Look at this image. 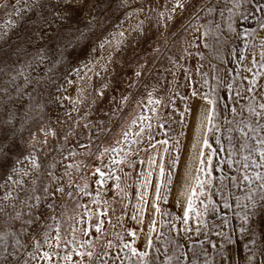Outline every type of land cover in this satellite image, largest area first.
I'll list each match as a JSON object with an SVG mask.
<instances>
[{
    "label": "snow or ice",
    "instance_id": "snow-or-ice-1",
    "mask_svg": "<svg viewBox=\"0 0 264 264\" xmlns=\"http://www.w3.org/2000/svg\"><path fill=\"white\" fill-rule=\"evenodd\" d=\"M0 9L7 10L0 41L25 24L15 44L0 48V264H240L225 247L237 230L248 240L243 264H264V230L254 228L257 215L264 221V0H0ZM177 13L192 36L183 43L166 36ZM153 20L166 38L146 49ZM200 43L235 67H198L191 79L181 61L192 50L202 55ZM170 44L180 45L178 58ZM161 58L173 80L183 68L190 96L203 101L198 111L178 85L153 75ZM121 71L127 80L117 82ZM118 84L86 143L65 147L75 135L70 125L64 143L49 147L50 137L60 139L44 124L52 106L70 104L68 119L75 112L74 126L83 119L91 130L89 112L80 115L87 89L91 109ZM166 87L162 104L155 97ZM128 179L135 204L125 203ZM105 188L125 209L118 231L109 216L115 208L100 195ZM173 193L176 212L168 210ZM128 209L139 229L125 227ZM210 216L222 221L221 243L212 242Z\"/></svg>",
    "mask_w": 264,
    "mask_h": 264
},
{
    "label": "rangeland",
    "instance_id": "rangeland-1",
    "mask_svg": "<svg viewBox=\"0 0 264 264\" xmlns=\"http://www.w3.org/2000/svg\"><path fill=\"white\" fill-rule=\"evenodd\" d=\"M9 2L14 3L15 0H9ZM152 4H153V6H155L157 4V0H152ZM159 4L162 6L164 4V0H159ZM6 11H7L6 9H0V26H2L4 20L7 19V16L5 15ZM145 11H147V4L145 6ZM99 14L102 15L103 13H99ZM113 15H115V14H113ZM153 16H155L154 13H153ZM177 17L178 18L176 20L175 25L172 27L171 31L166 33V36L168 39L184 38V40L181 41V43H183L187 39H192V36L189 35L188 33H185L182 29V25L186 23V17H179V13H177ZM249 23L251 24L252 21H249ZM24 27H25V24L21 23L20 27L18 29H15L13 34H10V36L6 42L0 41V48L7 49L9 44H15L17 41V37L15 35V32H23ZM151 28H152L151 33L148 35V37L146 38V40L143 44V47L146 49L149 48V45H151V47H155L156 46L155 42L157 40H159L161 42V44H163V42L166 38L165 35H161V33L165 32V30L162 26L160 27L159 31H157L155 20H153ZM34 39L37 42H41L40 37H34ZM211 43H212L211 40H209V44H211ZM179 46L180 45L173 46L170 44L168 46V48L170 49L169 54L175 55L178 58L179 55L181 54L178 52ZM198 47H199V51L202 55H196L195 50H192V52H193L192 56L189 58L185 54V59L183 61H181V63L184 65V67L189 70V73L191 75V79H198V77L196 75V69L198 67L201 69V71L209 72V73H210V69H211L212 65H217L218 67H228V68H234L235 67V65H233V64H227V65L220 64V60L217 59L216 52L213 50L212 47L205 48L203 43H200L198 45ZM76 54L77 53H74L73 55H76ZM129 55H131L130 52H129ZM150 63H151V61H150ZM169 67L170 66L167 63V60L161 58L160 60H158V62L156 64L152 65L153 75L159 76L161 78L162 83H163V80L166 78L168 81H171L173 84L178 85L179 86L178 90L182 94L189 96L187 103L190 106L195 107L198 111L199 107L203 103V101H201L198 96L197 97H191L190 96V91H191V88L193 87V85L186 84V79H185V74H184L183 68L175 69L176 77H175V80H173V76L165 71V69H167ZM36 71L39 72L40 69H37ZM96 79H97V86H99V83H101V81L99 78H96ZM109 79H110V76L106 75L104 77V80H109ZM121 79H123L125 81L127 80V75L123 71H121L119 73V75L117 76V82ZM196 86H198V85H196ZM123 87H124L123 84H118V87L116 89L108 91L107 98L97 97L96 103L94 105H92L91 109H89L87 107V105L92 103L91 95H94V94H93V90L91 87H89L87 89L86 94L89 95V99L87 100L86 104L81 108L80 115L82 116L84 112H89L88 122H90V124L92 125L91 130L88 127H84V124L86 123V121L83 119L79 120V124H80L79 127L74 126L73 122L76 119H78L77 113H75V112L70 113V115L73 117V120L70 121L68 119V117L65 115V113L68 112L69 109L71 108L70 104L66 105V107H64V108H58L56 106H52V109L45 115L44 124L45 125H51L53 128H55V130L57 131V133L60 136V139L57 141L55 138L50 137L49 139H50L51 143L49 144V147L54 148V146L57 143H60V144L64 143L63 135L65 132L68 131V127L70 125H73V131H74L75 135H72L69 137V145H66L65 147L66 148L67 147H75V141L77 139H79L81 142L86 143L88 137L90 135L95 134V127H94L95 123L97 121H100L101 119L106 120L105 113H109V106H110L113 95L115 94L118 97L119 88H123ZM170 94H171L170 87H166V88H164V90L162 92L158 93L155 98L161 99L162 104H163V102L168 100ZM73 95H75L74 92H73ZM177 99H179V98H177ZM145 103H147L146 100H145ZM179 106H180V109L183 110L184 103L181 102ZM113 107H114V105H113ZM185 119L189 122V124H192L193 117L190 114L186 115ZM33 131H35V129H33ZM185 132H186V136L190 139V136H191L190 129H186ZM24 137H25V139L28 138L27 132L24 133ZM181 143L186 144V143H188V140H186L185 138L182 137ZM25 147H27V145H25ZM77 159L82 160L83 157H77ZM137 169H138V166H137ZM124 171H129V169L125 168ZM80 175L81 176H87L88 173L82 172V173H80ZM110 183L111 182H109V184ZM128 184L133 185V187L130 190H128V195L125 197V203H127L130 200L132 204H135V202H136V200H135V186H134L133 179H128ZM90 187H91V189L95 190L98 186L95 183H91ZM94 194L95 193L93 192V195ZM100 195H101L102 199L108 200L110 205L115 208V215L114 216L111 215V209H110L109 216L111 217L112 225H116V228L118 231L119 225L117 224V218L120 217V215L123 211H125L123 205L119 202L120 197H119V195L115 194V189H112L111 191H109L108 188H105L101 192ZM84 199H85V201H87L88 197H85ZM213 199L216 200L218 198L213 196ZM88 206L93 207V205L90 203ZM220 207L221 208L223 207L222 204L220 205ZM233 207H235L234 203H233ZM168 210L173 211V212L177 211L175 193H173L172 195L169 196ZM132 215H133V213H132L131 209H128L127 214L124 216V221L126 222L125 227L139 229V227H141V226L138 225L136 221L131 219ZM221 215H226L228 217L230 226H235L237 224L235 217L231 215L229 210H223ZM208 219H209L210 224L215 225V227L213 228L212 242L213 243L223 242L221 240V238L218 235H216V233H219L221 231L222 221L218 220L214 217H211V216ZM254 219H255L254 228L256 230L257 235H259L260 232L262 230H264V221L261 220L259 215H257V217H255ZM104 220H105V226L109 227V230L111 231V226L108 223L109 217H104ZM70 223H71V221H69V224ZM93 231H94V229H93ZM224 231H228V229L225 228ZM201 239H203V237H201ZM247 243H248L247 237L245 235H241L239 233V231L237 230L235 235L233 236L232 244L231 245H225V247L230 248L232 251L233 258L235 260L240 261V264H243L244 258L248 255L247 249L245 248V245ZM209 251H213L211 249V247H209ZM223 255L228 256L229 255L228 251H225L223 253ZM256 260H257V262H259V260H260L259 255L256 256Z\"/></svg>",
    "mask_w": 264,
    "mask_h": 264
}]
</instances>
